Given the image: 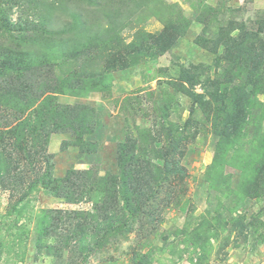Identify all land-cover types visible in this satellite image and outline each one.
<instances>
[{
	"label": "rangeland",
	"instance_id": "obj_1",
	"mask_svg": "<svg viewBox=\"0 0 264 264\" xmlns=\"http://www.w3.org/2000/svg\"><path fill=\"white\" fill-rule=\"evenodd\" d=\"M0 71V264H264V0H0Z\"/></svg>",
	"mask_w": 264,
	"mask_h": 264
},
{
	"label": "trees",
	"instance_id": "obj_2",
	"mask_svg": "<svg viewBox=\"0 0 264 264\" xmlns=\"http://www.w3.org/2000/svg\"><path fill=\"white\" fill-rule=\"evenodd\" d=\"M19 58H17V60H18ZM5 69H7V67H5ZM4 71H0V74L1 75H4ZM55 106H56V104H55ZM58 106V105H57ZM50 111H56L57 110V107H53L52 105H50ZM55 115H57V116H59L60 115V113L59 112H56V113H54ZM48 125V124H47ZM1 141V140H0ZM5 150H6V146L4 147V148H2L1 150H0V172H2V171H4L5 170V167H4V159H3V157H4V155H5ZM14 153H15V156H12V155H10L9 156V158H10V163L8 164V166H7V168H11V170H12V172H16L15 174H14V176H20V184L21 185H25L26 183H34V181L31 179V177L30 176H24V175H26L25 174V172L22 170V167H21V156H20V154H19V152H17L16 150L14 151ZM9 154H13V153H9ZM15 158V159H14ZM45 158L47 159V161H50V156H49V154H47V155H45ZM13 167V168H12ZM11 172V173H12ZM11 173H8V174H11ZM46 178H48V177H44L43 178V180H45ZM50 178V177H49ZM52 181H53V179L52 178H50ZM13 183H14V180L12 181ZM49 183H51V181H48L47 182V184H49Z\"/></svg>",
	"mask_w": 264,
	"mask_h": 264
}]
</instances>
